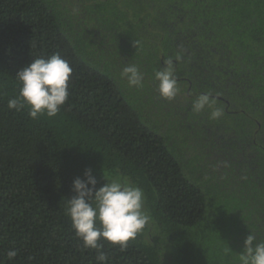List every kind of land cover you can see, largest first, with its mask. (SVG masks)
Returning <instances> with one entry per match:
<instances>
[{"label":"trees","instance_id":"trees-1","mask_svg":"<svg viewBox=\"0 0 264 264\" xmlns=\"http://www.w3.org/2000/svg\"><path fill=\"white\" fill-rule=\"evenodd\" d=\"M57 53V115L9 109L17 72ZM204 93L219 118L193 110ZM87 170L141 188L151 217L125 251L99 241L106 264H240L250 233L264 241V0H0V264H98L65 211Z\"/></svg>","mask_w":264,"mask_h":264},{"label":"clouds","instance_id":"clouds-1","mask_svg":"<svg viewBox=\"0 0 264 264\" xmlns=\"http://www.w3.org/2000/svg\"><path fill=\"white\" fill-rule=\"evenodd\" d=\"M165 67L155 71V79L162 97L173 99L177 92V80L174 78L173 61H165ZM72 73L69 63L58 53L48 58L32 59L21 68L16 78L20 83L17 97L8 101L9 109L20 110L28 107V114L36 119L42 115L54 117L68 99V81ZM121 78L129 87H141L143 76L134 64L125 66ZM215 101L210 93L197 96L192 102L195 112L205 108L211 110L210 118L217 119L223 114L220 108H214ZM86 180L76 178L73 191L76 193L65 209L72 221L78 238L86 248L97 250L98 264H106L107 255L101 251L100 240L118 245L125 251L130 240H134L150 223L151 217L144 207V193L141 188L127 180L106 179V183L96 188L97 181L91 170L85 172ZM91 186V187H90ZM8 258L16 257V251H9ZM240 264H264V241L256 242L251 233L244 241L239 254Z\"/></svg>","mask_w":264,"mask_h":264},{"label":"rangeland","instance_id":"rangeland-1","mask_svg":"<svg viewBox=\"0 0 264 264\" xmlns=\"http://www.w3.org/2000/svg\"><path fill=\"white\" fill-rule=\"evenodd\" d=\"M218 210H223L222 208H220V206H219V202H218V204H217V206H216V211H218Z\"/></svg>","mask_w":264,"mask_h":264}]
</instances>
